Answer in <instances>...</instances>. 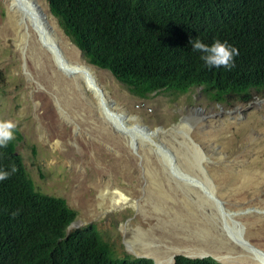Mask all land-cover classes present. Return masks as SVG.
I'll use <instances>...</instances> for the list:
<instances>
[{"label":"rangeland","instance_id":"rangeland-1","mask_svg":"<svg viewBox=\"0 0 264 264\" xmlns=\"http://www.w3.org/2000/svg\"><path fill=\"white\" fill-rule=\"evenodd\" d=\"M44 2L50 10L48 0ZM7 17L6 5L0 0V118L12 119L17 123L15 129H18L23 136L18 142L17 150L24 159L27 172L36 189L64 198L68 205L78 212L76 221L68 231L95 224L103 238L115 247L121 257L125 254L135 257L134 251L137 250L135 246L150 245L152 235H156L154 237L159 243L161 237L178 246L188 241L197 246H209L215 250L227 251V249H218L223 243L218 235L219 230L213 223L209 231L210 236H202L203 238L198 236L194 227L208 218L201 214L199 217L190 213L180 201L174 208L178 211L184 210L180 216L179 214L164 215V212L157 215L145 211L148 202L143 196L146 194L148 176L144 171L142 156L138 155L136 150H128L121 143L106 140V135L103 136L95 125L90 122L89 125L81 117L75 118L74 112L69 108L70 113H67L66 110L61 109L60 104L57 107V103L49 93L53 85L52 70L49 71L48 66L45 70L36 66L31 59L27 60L25 54L19 52L17 41L12 37L3 36L1 27L5 26ZM60 28L63 30L61 26ZM63 32L65 33L64 30ZM34 51L37 52L36 47ZM94 67L99 69L103 77L105 76L101 80V85L109 93V104H120L127 112L138 119L141 118L142 124L136 126V131L124 121L126 113L113 114L115 122L130 136L134 145L138 140L134 141L129 131L145 136L141 137L144 139L143 144H140L141 147L146 148L147 144L153 143L158 149L162 148L171 154L173 161H176L175 168L182 174L177 166L178 158L175 151L173 150L172 153L170 150L169 153L165 144L153 142L151 136H147L142 131H155L151 135L158 139V135L163 133L161 129H167L166 135L179 141L187 132L179 127V123L184 119L191 130L200 136L199 138L205 136V140L211 145L208 148L212 154H210L211 158L207 156L205 160L210 166L214 179L220 178L218 183L224 187L225 194L236 192L245 193L247 196L246 199L222 197L225 206L235 212L242 210L243 206L254 205L252 211H259L257 207L264 206V91L251 89L249 101L234 93L226 95L223 100H214L210 93L198 86L182 95L163 91L153 93L148 98H141L134 95L127 85L117 80L110 70ZM63 82L64 80L61 79V83ZM60 95L65 104L73 103L67 91L61 90ZM76 102L75 106L78 107L80 101ZM116 126L115 129L118 127ZM111 134L120 139L114 131ZM219 151L223 155H219ZM155 159L159 161L158 157ZM251 173L256 177L249 179L257 183L243 186L240 178L243 180L245 175ZM185 178H183L185 181L189 180L186 176ZM194 181L204 192L206 191L200 181ZM107 184L125 190L130 197H134V201L139 203L145 201L144 209L139 206V208L104 211L98 198L101 191L107 195ZM242 187L244 190L241 191ZM178 188L182 190L181 187ZM208 189L211 191L209 187ZM209 191L207 190L208 196L214 197ZM254 192L258 193L254 195ZM196 199L192 198V204ZM261 211L258 213H264V210ZM207 212L212 211L208 208ZM210 220L203 223L207 224L204 227L208 228ZM242 221L248 239L252 243H261L263 240L255 239L252 229L256 228L259 222H264V217L244 215ZM139 231L147 233L149 238L137 240ZM220 233L222 234V231Z\"/></svg>","mask_w":264,"mask_h":264},{"label":"trees","instance_id":"trees-1","mask_svg":"<svg viewBox=\"0 0 264 264\" xmlns=\"http://www.w3.org/2000/svg\"><path fill=\"white\" fill-rule=\"evenodd\" d=\"M48 1L84 58L138 97L182 95L198 86L214 100L234 93L249 101L251 89L264 91V0ZM197 36L236 45L234 66L204 64L190 44ZM14 131L13 141L0 147V166L19 167L0 181V264H155L119 256L95 224L69 232L78 212L64 198L36 189L17 150L23 136ZM176 264L221 263L178 256Z\"/></svg>","mask_w":264,"mask_h":264},{"label":"bare ground","instance_id":"bare-ground-1","mask_svg":"<svg viewBox=\"0 0 264 264\" xmlns=\"http://www.w3.org/2000/svg\"><path fill=\"white\" fill-rule=\"evenodd\" d=\"M3 1L6 5L8 13L5 26L1 27L3 36L7 38H14L17 41L19 52L25 54L27 60L31 59L34 61L35 65L40 68H45L46 70V67L48 66L47 69H49V71L50 69L52 70V73L54 74V77L52 76L53 85L50 87L49 93H51L54 102L57 103V107L60 104L61 109L63 111L66 110L67 113H70L68 112L69 108L72 112H74L73 114L75 118L81 117L89 125L90 123L95 125L103 136L106 135V140H111L114 143H121L127 147L128 150H136L138 155L142 156L144 171H146L145 174L148 176L146 184L147 190H145L146 194L143 196L148 202V207L145 208V211L154 212L157 215L164 212V215L179 214L180 216L184 210H174V208L177 207V202L180 201L182 202V206L186 207L190 213L192 212L193 214H197L199 217L200 214L204 217H208L209 214L216 222H214L213 219H204L203 223L210 220L208 228H206L207 224L198 223V226L194 227V229L201 238H203L202 236L208 237L210 236L209 231H211L213 223L218 228L219 233H217L221 237L220 240L223 243H221L222 245H220V248L218 249H227V251L215 250L209 246H197L188 241L187 243L184 242L181 246H178L175 243L167 242L164 239H161V237H159V243L154 237L156 235H152L153 237L150 238V245L142 246L140 244L135 246L137 247V250H135L134 253L138 255L151 256L156 260L157 264H174V257L179 254H186L189 256L212 255L223 264H264V222H259L256 228L252 229L254 238L259 241L263 240L259 244L252 243L248 239L243 226V214H238L236 216L232 215L227 219V222L231 225V227V222H233L236 227L239 225L243 227L244 233L243 237L240 239L234 238V240H232L226 234H221V230L216 225V223L220 225L219 221H217L219 218L218 209L216 204L212 203L208 198V187L211 189L209 192L214 197H218L220 200H222V197H244L246 199L247 196L245 193L240 194L236 192L228 195L225 194L224 187L218 183L220 178L214 179L211 175L210 166L205 160L207 156L211 158V153L208 149L211 145L207 143L205 136L199 138L200 136L191 130L184 119L182 120L183 122L181 121L182 123H179V127L187 132L186 134L184 133V138L179 141H175L170 135H166V132H168L167 129H161V132L163 133L158 135V139L155 138L154 135H151L155 131H142L144 134H147V136H151L153 142L165 144L168 147L169 153L171 151L173 153L174 150L178 158L177 166L180 168L182 175H184L183 178H185V176L189 179L192 177L195 178L193 180L200 181V183L204 186V190H206L204 192L198 185L193 184L189 180L185 181L183 178H179L175 175V173H173V169H176V165H174V162L176 161H173L165 150L162 148H159V150L153 143L147 144L146 148L141 147L140 144H143L144 141L141 137L143 138L145 136L128 130L132 135V139L134 141L138 140L136 141V145L133 144L130 136L115 122L113 114L119 113L121 115L126 113L127 116L124 121L127 122V126L133 128L134 130H136L137 125L142 124V121L140 120L141 118L138 119L133 116L120 104H109V93L103 85H101V80L105 76L103 77L102 73L99 72V69L90 65L83 58V55L76 44L69 37H67L60 28L57 18L52 15L44 0ZM35 47L37 52L34 51ZM61 79L64 80L63 83H61ZM61 90L65 92L67 91V93L71 95L70 97L72 98L73 103L70 104V102H67L65 104L63 97L60 95ZM82 97H84V99ZM77 100L80 101V105L78 107L75 106ZM67 113L65 114L66 117H68ZM105 118L106 120H104ZM115 126L117 129H115ZM112 131H114L120 139L113 137L111 134ZM137 137L139 139H137ZM182 147L185 148L182 149ZM218 153L219 155H223L221 151ZM136 157L138 158V156ZM154 157H158L159 161ZM253 173H251V175H245L243 180L240 178V182H242L243 186H252L254 182H256L252 181L253 179H249L250 177H256ZM106 187L108 189L107 195L101 191V195L98 198L100 206L104 211L123 210L132 207L139 208V206L144 209L143 203L145 201H141L140 203L139 201H134V197H130L125 190H120L117 187H114L113 184H107ZM178 187H181L182 190ZM242 188L241 191L244 190V187ZM236 190L237 189L235 188V191ZM255 193L258 192H254V195ZM148 197H152L153 199L151 200ZM192 198H197L193 204ZM253 207L254 205L243 206L242 209H251ZM208 208L212 211L211 213L207 212ZM257 208L260 210L250 211L252 213H245V217H264V213H258L262 212L261 210H264V206L262 208ZM204 225L206 226L204 227ZM146 234L147 233L144 231H139L138 236L136 237L137 240L140 238L142 240L148 239L149 237L147 238ZM142 235H144L145 238ZM132 240L134 241V239ZM159 248L161 249L159 250Z\"/></svg>","mask_w":264,"mask_h":264},{"label":"clouds","instance_id":"clouds-1","mask_svg":"<svg viewBox=\"0 0 264 264\" xmlns=\"http://www.w3.org/2000/svg\"><path fill=\"white\" fill-rule=\"evenodd\" d=\"M190 44L194 51L200 52V59L209 68H219L221 66L231 68L235 64L236 56L239 55V49L236 45L219 38L209 44L197 36L190 40ZM16 127L17 123L14 120L0 118V147H7L13 141L16 136V132L14 131ZM18 171L19 167L16 164H13L11 168L0 166V181L9 178L13 173ZM70 227L71 225L68 230Z\"/></svg>","mask_w":264,"mask_h":264},{"label":"water","instance_id":"water-1","mask_svg":"<svg viewBox=\"0 0 264 264\" xmlns=\"http://www.w3.org/2000/svg\"><path fill=\"white\" fill-rule=\"evenodd\" d=\"M48 4L50 6V3L48 1ZM51 11V10H50ZM52 13V12H51ZM52 15L54 16V14L52 13ZM66 34V33H65ZM67 35V34H66ZM68 36V35H67ZM77 46V45H76ZM78 47V46H77ZM79 48V47H78ZM79 50L81 51V49L79 48ZM82 53V51H81ZM137 131V130H136ZM164 152V151H163ZM161 153V152H160ZM171 156V158L173 157L171 154H169ZM172 160H174L172 158ZM173 173H175V175L179 178H183V175L178 171V169H173ZM191 179V180H190ZM189 181H191L192 183H194L195 185H197L193 180L192 177H190ZM193 180V181H192ZM212 203H215L216 204V207H217V211H218V215H219V218L217 219V221H219L220 225H218L216 223V225L219 227V229L222 231V233L226 234L230 239L234 240V238H242L241 235H243L244 233V229L243 227H241L240 225L238 227L235 226V224L233 222L232 223V227L231 225L227 222V219L232 216V215H238V214H243L245 215V213H249L250 211H252L251 209L247 208V209H242V210H238V211H233V210H230V209H227L225 207V204H224V201L220 200L218 197H208ZM204 217V216H203ZM205 218H208V219H213L212 216L209 215V217H205ZM214 222H216L214 219H213ZM72 226V224H71ZM135 257L136 258H148V259H152L154 261L155 264H157L156 260L151 257V256H144V255H138V254H135ZM178 256H184V257H187V258H191V259H205V258H213L214 260H216L217 262L223 264L222 262H220L217 258H215L214 256L212 255H202V256H189V255H186V254H179V255H176L174 257V264H176V257Z\"/></svg>","mask_w":264,"mask_h":264}]
</instances>
